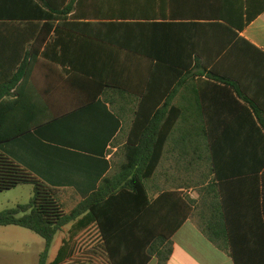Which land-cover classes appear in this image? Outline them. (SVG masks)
I'll return each instance as SVG.
<instances>
[{"label":"crops","instance_id":"crops-1","mask_svg":"<svg viewBox=\"0 0 264 264\" xmlns=\"http://www.w3.org/2000/svg\"><path fill=\"white\" fill-rule=\"evenodd\" d=\"M67 3L80 13L79 17L70 16V22H151L160 28L123 34L139 40L137 53L78 35L71 38L75 43L71 58L79 70L94 72L93 79L82 73L67 74L40 59L30 94L39 107L54 104L55 114L62 116L87 102L94 103L7 143L10 158L59 190L60 201L69 206L65 209L69 213L98 190L114 161L125 160L122 148L139 110V126H144L142 121L145 127L158 121L152 126L159 135L155 145L158 165L142 192L150 203L153 228L177 230L171 238L173 253L167 264H235L230 251L220 249L200 227L199 214L205 220L215 216L221 221V213H227L232 227L247 232L246 245L262 246V256L251 260L264 264V0ZM1 7L10 9V2ZM161 27L165 30H159ZM147 53L166 62L148 59ZM111 103L117 104L118 118ZM138 125L135 135L140 133ZM116 139L119 143L114 145ZM222 182L221 192L216 184ZM18 189H22L21 195L27 193L30 201L33 187L22 185L13 190ZM20 202L17 196L2 211ZM73 226L56 235L49 264L64 242L68 254L64 264L75 259L74 247L80 237L91 239L87 244L91 249L102 244L96 225L75 237L71 236ZM258 229L262 235L253 240L249 231ZM26 230L0 228V264H39L45 241ZM127 252L121 255L124 262H141V256L137 259L132 251ZM87 260L109 264L101 251ZM146 264H158V260L152 257Z\"/></svg>","mask_w":264,"mask_h":264},{"label":"trees","instance_id":"trees-1","mask_svg":"<svg viewBox=\"0 0 264 264\" xmlns=\"http://www.w3.org/2000/svg\"><path fill=\"white\" fill-rule=\"evenodd\" d=\"M8 2L10 9L1 7V4ZM79 14L78 8L67 3V0H62L60 4H54L53 0H0V145L70 117L94 103L87 102L62 116L55 114L54 104L47 103L44 108L41 104L39 107L30 94L33 91L34 69L40 59L64 69L67 74L82 73L93 79L94 72L79 70L77 62L71 58L70 49L75 44L71 38L78 35L105 46L137 53L140 51L137 45L139 40L126 38L123 34L150 33L160 28L151 22L80 24L69 21L72 19L70 16L79 17ZM161 28L159 30H165V27ZM145 55L148 59L154 57L162 63L166 62L159 56ZM110 105L118 118L117 104ZM139 116L137 110L131 134L122 148L125 160L114 161L111 173L101 181L98 190L80 201L69 213L60 201L59 190L0 152V193L22 185L33 187V196L27 204L0 212V228L17 226L41 237L45 241V248L40 254L39 264H49V252L56 235L72 223V237L92 225L98 227L103 242L91 252H105L109 264H146L152 257L157 258L158 264L169 262L173 253L171 238L177 230L153 228L150 203L142 192L144 182L158 165L159 152L155 145L159 135L152 128L157 126L158 121L153 124L148 122L147 127L146 122L142 121L144 126H139ZM137 125L140 133L135 135ZM117 143L119 139L113 142L114 145ZM216 176L219 178V175ZM216 186L222 192L223 182ZM222 208H225V204H222ZM135 211L139 212L138 216ZM198 217L202 219L200 227L204 234L220 249L229 250L235 264H263L262 261L251 260L252 257L262 256V246L246 245L247 232L232 227L227 213L220 214L221 221L215 216L208 220L203 219L201 214ZM251 234L253 240H259L262 230L249 231ZM127 251H132V256L137 259L141 256V262H124L121 255L127 254ZM67 258V242H64L51 264H64Z\"/></svg>","mask_w":264,"mask_h":264},{"label":"rangeland","instance_id":"rangeland-1","mask_svg":"<svg viewBox=\"0 0 264 264\" xmlns=\"http://www.w3.org/2000/svg\"><path fill=\"white\" fill-rule=\"evenodd\" d=\"M0 152L6 154L8 157H10V144H2L0 145ZM22 189H18L17 191L13 190L10 192H4L2 194H0V211H2L4 209V207H6L7 202L9 201L10 203H13V201H15L16 197L20 196V203L21 204H27L29 202V198L27 193H24L21 195L20 191ZM26 190V188H25ZM69 206L65 205V209H69ZM28 234H30V236H35L36 238H39V240L43 241V239L41 237H39L38 235L32 233L31 231H25ZM25 238H28L27 236ZM88 237H80L79 241L77 242V245L74 247L75 249V259H73L72 261H70L69 263L66 264H92L91 261H88L87 258L89 257V255L92 254L91 252V248H89V246L87 247V244L90 242L91 239H87ZM26 254V253H25ZM21 255V254H19ZM87 260V261H86Z\"/></svg>","mask_w":264,"mask_h":264}]
</instances>
